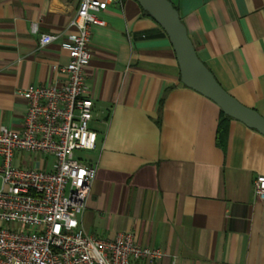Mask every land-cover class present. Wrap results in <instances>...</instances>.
I'll list each match as a JSON object with an SVG mask.
<instances>
[{"label":"crops","instance_id":"1","mask_svg":"<svg viewBox=\"0 0 264 264\" xmlns=\"http://www.w3.org/2000/svg\"><path fill=\"white\" fill-rule=\"evenodd\" d=\"M81 1L0 0V127L20 132L29 87L66 80ZM169 1L221 87L264 117V0ZM100 18L85 69L98 147L77 156L97 173L82 230L131 235L161 250L152 264H264V136L231 119L219 144L221 109L182 84L168 35L137 1L110 0Z\"/></svg>","mask_w":264,"mask_h":264},{"label":"built area","instance_id":"2","mask_svg":"<svg viewBox=\"0 0 264 264\" xmlns=\"http://www.w3.org/2000/svg\"><path fill=\"white\" fill-rule=\"evenodd\" d=\"M109 1H81L71 20L76 34L64 44L69 61L59 68L66 80L29 87L20 132L0 127V264H152L163 255L138 245L131 235L104 240L80 226L97 173L76 152L98 147L85 69L92 59V29L105 25L100 14ZM32 31L37 33L35 25ZM53 40L43 35L40 44ZM17 153L28 155L34 166H16ZM254 192L264 201V176L255 179Z\"/></svg>","mask_w":264,"mask_h":264},{"label":"water","instance_id":"3","mask_svg":"<svg viewBox=\"0 0 264 264\" xmlns=\"http://www.w3.org/2000/svg\"><path fill=\"white\" fill-rule=\"evenodd\" d=\"M166 32L177 56L181 82L213 101L227 117L264 136V117L229 95L197 55L179 11L169 0H135Z\"/></svg>","mask_w":264,"mask_h":264},{"label":"trees","instance_id":"4","mask_svg":"<svg viewBox=\"0 0 264 264\" xmlns=\"http://www.w3.org/2000/svg\"><path fill=\"white\" fill-rule=\"evenodd\" d=\"M148 14V13H147ZM231 120V118L224 115V113L221 112V118H220V124H219V130H218V140L220 141L219 144L224 147L225 145V139L227 137V131H228V123Z\"/></svg>","mask_w":264,"mask_h":264},{"label":"rangeland","instance_id":"5","mask_svg":"<svg viewBox=\"0 0 264 264\" xmlns=\"http://www.w3.org/2000/svg\"><path fill=\"white\" fill-rule=\"evenodd\" d=\"M83 153H84V152H76V156H80V155L83 154ZM14 164H15L16 166H20V165H21V166H23V167H27L24 163L21 164L20 161L17 162L16 160H15ZM29 166H30V165H29Z\"/></svg>","mask_w":264,"mask_h":264}]
</instances>
